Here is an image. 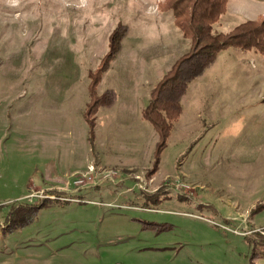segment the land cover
Instances as JSON below:
<instances>
[{"label": "rangeland", "instance_id": "obj_1", "mask_svg": "<svg viewBox=\"0 0 264 264\" xmlns=\"http://www.w3.org/2000/svg\"><path fill=\"white\" fill-rule=\"evenodd\" d=\"M168 1L0 0V264H264V53H217L155 165L142 110L191 46ZM263 19L225 0L212 30Z\"/></svg>", "mask_w": 264, "mask_h": 264}, {"label": "trees", "instance_id": "obj_2", "mask_svg": "<svg viewBox=\"0 0 264 264\" xmlns=\"http://www.w3.org/2000/svg\"><path fill=\"white\" fill-rule=\"evenodd\" d=\"M174 18V23L184 37L191 41L190 50L179 58L152 88L150 100L142 110V116L148 120L158 134L155 149V162L159 161L166 139L174 121L180 113V97L187 85L213 64L217 53L229 47L256 49L264 53V19L259 23L247 21L235 26L229 32H213L212 25L225 10V0H169L167 4ZM122 34L112 33L109 51L100 63V69L93 72V87L88 111L92 114L86 118L89 126L94 123V115L99 107L113 104L114 92L106 91L95 95L96 84L105 71L109 61L120 49ZM107 92L109 95L106 97ZM264 256V241H255L250 259Z\"/></svg>", "mask_w": 264, "mask_h": 264}, {"label": "built area", "instance_id": "obj_3", "mask_svg": "<svg viewBox=\"0 0 264 264\" xmlns=\"http://www.w3.org/2000/svg\"><path fill=\"white\" fill-rule=\"evenodd\" d=\"M78 182H81V181H79L78 180ZM42 193H43V191H40L39 192V194H38V192H36V193H33V194H28V195H26L25 197H27V198H29V201H31L32 199H33V197L34 198H46V197H52V198H55L54 196H48V195H42ZM62 198V197H61ZM252 231H247V233H246V231H245V233L244 234H248V233H251Z\"/></svg>", "mask_w": 264, "mask_h": 264}]
</instances>
